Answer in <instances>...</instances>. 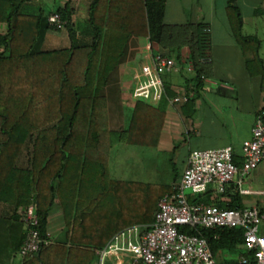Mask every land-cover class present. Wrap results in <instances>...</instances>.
Listing matches in <instances>:
<instances>
[{
  "label": "trees",
  "instance_id": "obj_1",
  "mask_svg": "<svg viewBox=\"0 0 264 264\" xmlns=\"http://www.w3.org/2000/svg\"><path fill=\"white\" fill-rule=\"evenodd\" d=\"M32 1L0 0V23L6 25L0 33V202L15 209L30 204L36 208V228L47 243L37 254L22 257L21 264H92L96 251L117 232L134 225L148 227L159 199L174 191V185H163L149 200L152 188L142 190L140 182L116 179L109 173L110 150L115 145L158 144L164 103L175 95L165 85L161 100L135 101L129 124H110L107 90L128 58L130 41L147 38L154 53L174 58L176 66L186 71V89L195 91L202 84L209 26L204 22L166 25V0H89L91 34L81 40L73 26L75 9L70 0L52 11L35 8ZM226 10L250 72L255 74L259 68L264 78L259 40L242 33L235 0H227ZM52 13L60 15L69 46L42 47L48 30H61L48 22ZM189 63L191 72L186 69ZM233 161L241 167L243 159L233 153ZM189 202L223 209L245 207L234 184L216 196L209 188L190 195ZM55 205L65 230L63 239L53 240L48 218ZM181 230L205 238L215 256L239 249V257L253 260L243 247L241 228L185 226ZM226 262L238 264V259Z\"/></svg>",
  "mask_w": 264,
  "mask_h": 264
},
{
  "label": "crops",
  "instance_id": "obj_2",
  "mask_svg": "<svg viewBox=\"0 0 264 264\" xmlns=\"http://www.w3.org/2000/svg\"><path fill=\"white\" fill-rule=\"evenodd\" d=\"M67 1L33 0L30 5L52 11ZM83 1L88 3L89 0H70L75 12L78 4ZM235 2L242 17V33L259 40L258 55L264 65V0H235ZM226 9L227 0H166L163 15V22L166 25L204 22L209 26V61L204 66L202 84L197 90H191L192 101H188L189 103L181 105L164 103L165 119L156 146L118 144L110 150V159L116 154L127 159L130 166H152L157 163L160 152L176 147L185 148L183 167L169 184L175 185L187 166L189 153L193 150L231 146L234 153L242 158V144L251 138L255 116L264 109L262 87L264 78L257 67V73L250 72L246 64V56L232 34ZM2 24L4 23H0V33L6 30V25ZM58 37L64 38L65 44L57 47L69 46L67 33L49 36L52 41L57 40ZM149 42L147 38L131 39L128 58L120 66L117 80L107 90L108 105H111L108 106L109 121L113 127H124L127 121L129 124L130 112L136 101L131 95L130 74L145 61L144 46ZM42 47L49 49L43 44ZM157 48V44H154V49ZM183 49L188 51L186 48ZM184 75H187L185 69L181 71V67L177 65L176 70L164 75V83L170 86L174 94L180 90L190 91L186 89ZM127 99L128 115L123 107L124 100ZM250 175L249 180L246 179V187L255 192L264 191V158ZM209 189L214 191V196L217 195L213 186ZM241 197L245 206L254 204L264 206L263 195L250 193ZM23 208L15 209L10 203L0 202V264L22 263L23 258L19 254V249L27 231ZM48 235L53 240L58 239L52 237L49 230ZM96 257L97 264H100L98 250Z\"/></svg>",
  "mask_w": 264,
  "mask_h": 264
},
{
  "label": "built area",
  "instance_id": "obj_3",
  "mask_svg": "<svg viewBox=\"0 0 264 264\" xmlns=\"http://www.w3.org/2000/svg\"><path fill=\"white\" fill-rule=\"evenodd\" d=\"M48 22L62 28L58 13H52ZM209 33V29H207ZM145 61L132 70V98L157 102L166 96L164 75L177 69L174 58L154 53L149 42L144 46ZM209 61L207 55L205 64ZM193 70L192 64L186 66ZM192 91L180 90L168 98L172 105L186 103ZM233 148L193 150L189 153L187 166L174 191L163 195L158 201L153 222L148 227L134 225L112 236L108 243L98 250L100 264L109 257L112 264H229L222 256H215L205 238L182 231L185 226L206 228H241L243 247L252 253L240 256L238 264H264V206L258 204L241 209H223L203 202L190 203L189 196L205 192L213 186L223 192L234 184L240 195L256 193L264 196V191H251L246 187V177L264 158V109L256 116L251 129V138L241 147L243 159L241 167L233 161ZM27 224L25 240L19 249L22 257L37 254L47 241L37 230L38 215L34 204L23 208Z\"/></svg>",
  "mask_w": 264,
  "mask_h": 264
},
{
  "label": "rangeland",
  "instance_id": "obj_4",
  "mask_svg": "<svg viewBox=\"0 0 264 264\" xmlns=\"http://www.w3.org/2000/svg\"><path fill=\"white\" fill-rule=\"evenodd\" d=\"M87 4L88 3H86V1L80 2L72 19L73 26L81 40L89 39L91 34L90 25L87 21ZM49 6L51 5L49 4ZM2 25L5 26L4 24ZM66 33V29L63 27L58 32L49 31L47 33V39L43 45L45 47L48 46V48L53 46H64L65 40L64 38H61L62 36L53 41L51 38H49V36L53 37L57 35H66ZM110 106L111 105H109V107ZM123 107L126 114L128 115V99L124 100ZM184 151L185 148L176 147L169 149V151L165 150L162 153L160 152L157 157V163L152 166H130L127 159L114 154L109 161V173L113 178L116 179L140 182L142 190H146L147 187L152 188L151 195L148 196V199L150 200V198L157 194L163 185H169L175 179L177 172L183 167ZM252 172L253 171H251V173ZM250 174L246 177L247 180H249L251 176ZM143 198L145 197L142 196V199ZM48 230L52 237H56L58 239L64 238V221L58 206H55L50 212L48 219ZM239 255L240 250L233 249L231 251H225L222 259L226 262L231 259H238ZM97 260L98 259L96 257L92 264H97ZM103 264H112L110 258L106 257Z\"/></svg>",
  "mask_w": 264,
  "mask_h": 264
}]
</instances>
